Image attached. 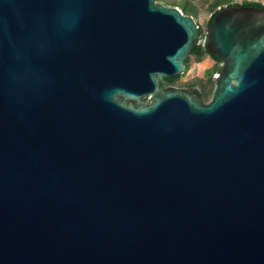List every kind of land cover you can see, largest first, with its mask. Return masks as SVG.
<instances>
[{
    "label": "water",
    "instance_id": "1",
    "mask_svg": "<svg viewBox=\"0 0 264 264\" xmlns=\"http://www.w3.org/2000/svg\"><path fill=\"white\" fill-rule=\"evenodd\" d=\"M0 264H264V8L0 0Z\"/></svg>",
    "mask_w": 264,
    "mask_h": 264
},
{
    "label": "rangeland",
    "instance_id": "2",
    "mask_svg": "<svg viewBox=\"0 0 264 264\" xmlns=\"http://www.w3.org/2000/svg\"><path fill=\"white\" fill-rule=\"evenodd\" d=\"M166 6H174L173 4H179L180 10L184 14L190 13L197 21L201 28V35L203 36L206 31V23L211 14L216 9V0H155ZM241 3L244 1H257L264 4V0H233ZM185 73L172 84H185L187 82H195L202 92L205 101L209 100L214 88V82L212 80L213 74L217 71L218 65L214 64L213 59L206 54L197 58L194 55L188 57L185 63ZM168 85V84H166Z\"/></svg>",
    "mask_w": 264,
    "mask_h": 264
},
{
    "label": "trees",
    "instance_id": "3",
    "mask_svg": "<svg viewBox=\"0 0 264 264\" xmlns=\"http://www.w3.org/2000/svg\"><path fill=\"white\" fill-rule=\"evenodd\" d=\"M173 5L177 6L178 8H180L179 4H173ZM241 5L257 6V7H260V8H264V4L261 3V2H257V1H244V2L238 3V2H235L233 0H216L215 1L216 9L214 10V12L209 17V19H208V21L206 23V26L208 27V25L211 23L212 17L216 13V11H217V9L219 7H222V6H241ZM188 14L190 15V13H188ZM190 53L195 55L197 58H199L203 54H207V55H210L213 59H215L217 61H220V59L217 56H215L214 54L209 53L207 51V49L205 48V46H203L202 44L194 46L191 49ZM187 60H188V58L185 60V63L187 62ZM218 68H219V66H218ZM218 68H217V71H218ZM185 71H186V66H185V69H184V73H185ZM183 74H181L179 76H176V78L181 77ZM164 80H165V82H163L162 84L170 83V82H172L173 79L172 78H165ZM185 84H195V82H187ZM201 95H202V97L204 96L202 90H201Z\"/></svg>",
    "mask_w": 264,
    "mask_h": 264
},
{
    "label": "flooded vegetation",
    "instance_id": "4",
    "mask_svg": "<svg viewBox=\"0 0 264 264\" xmlns=\"http://www.w3.org/2000/svg\"><path fill=\"white\" fill-rule=\"evenodd\" d=\"M199 32H200V34H201V28H200V26H199ZM191 55H193V54H191L190 53V55L189 56H191ZM207 55V54H206ZM195 56V55H194ZM207 56H209V57H211L210 55H207ZM212 58V57H211ZM213 59V58H212ZM213 62H214V64H217L218 66H219V68H218V70L220 69V66H221V60L220 61H217V60H215V59H213ZM185 69V68H184ZM180 77H178V78H176V77H172V82H170V83H167L168 85H166V84H162L163 82H165V80H163L162 82H161V87H167V86H175V87H184V88H191L193 85H195V84H176V85H174V84H172L175 80H177V79H179ZM201 89V88H200ZM208 101V100H207Z\"/></svg>",
    "mask_w": 264,
    "mask_h": 264
}]
</instances>
